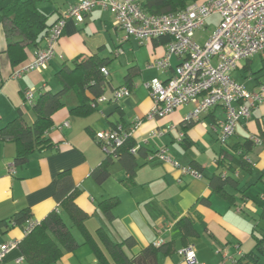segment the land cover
Listing matches in <instances>:
<instances>
[{
    "label": "crops",
    "instance_id": "crops-1",
    "mask_svg": "<svg viewBox=\"0 0 264 264\" xmlns=\"http://www.w3.org/2000/svg\"><path fill=\"white\" fill-rule=\"evenodd\" d=\"M73 2L36 0L38 8L48 16V24ZM207 19L205 27L195 31L196 40L203 36L199 32L206 30ZM45 38L46 35L38 38V47L44 46ZM167 41L165 36L143 43L131 36L124 38V30L115 24L113 12L96 5L80 22L73 17L66 19L54 47V57L44 71H30L13 79L11 72L26 63L34 49L22 44V52L8 48L0 24V127L14 118L19 108L25 121L33 122L32 105L24 102L25 89H34L35 99L41 93L56 92L61 88L56 74L63 66L72 68L75 60L95 54L106 59L108 82L102 99L88 113H77L72 109L79 105V95L73 88L65 90L62 106L51 115L45 133L48 146L34 150L24 164L14 165L18 145L13 140L0 139V221L22 209L32 219L42 220L57 205L54 192L59 173L66 170L70 173L73 201L81 211L83 227L81 230L59 207L78 246L63 253L55 264H120L105 249L100 231L113 242L128 236L135 239L134 244L123 247L129 264H187L177 253L185 245L193 246L195 264H233L227 256L236 257L237 248L242 255L255 251L258 261L264 264V251L256 250L257 237L264 232L261 215L264 201L260 199L264 194V145L252 143L244 154L248 159L244 165L230 162L236 148L258 132L264 117V97L252 109L250 117L241 120L224 145L218 141L219 125L225 117L220 103L203 112L198 120L187 123L183 118L194 108V103L181 105L164 117L147 120L144 117L153 100L144 83L153 77L167 79L179 61L172 56L171 66L162 71L148 66L150 61L163 56ZM236 69L248 81L239 82L233 77L234 80L247 89H255L264 82L261 54L241 60ZM127 84L130 94L118 103L112 101L113 89ZM84 94L89 97L86 91ZM134 118L142 119L132 136L137 144L147 150L165 147L171 158L198 169L202 176L183 174L164 162L145 163L138 156L132 177L128 178L121 165L114 162L109 167V176L99 184L92 171L103 160V153L92 134L117 122L130 124ZM65 121L68 125L60 127ZM152 131L157 134L152 136ZM180 132L183 136L178 139ZM10 165H14L13 175L8 173ZM223 170L233 181L221 189L212 188L210 178ZM109 197L118 198L112 208V219L104 216L99 204ZM182 218H189L194 230L185 237L177 235L175 229ZM23 236L20 226L0 230V244L20 241ZM159 237L163 238V245L154 247L155 255L143 257L144 248L153 246ZM19 256L22 255L17 247L4 256L2 263L16 264ZM20 264H26L25 260Z\"/></svg>",
    "mask_w": 264,
    "mask_h": 264
},
{
    "label": "built area",
    "instance_id": "built-area-1",
    "mask_svg": "<svg viewBox=\"0 0 264 264\" xmlns=\"http://www.w3.org/2000/svg\"><path fill=\"white\" fill-rule=\"evenodd\" d=\"M96 5L113 12L115 24L124 30V38L131 36L140 43L163 36L168 38L163 56L153 59L148 66L162 71L171 66L172 56L179 60L167 79L153 77L144 83L153 100L144 117L147 120L164 117L181 105L194 103V108L183 118L187 123L198 120L203 112L220 103L225 117L219 125L218 140L224 145L241 120L249 118L252 109L262 102L264 82L255 89H247L234 80L231 73L241 60L257 54L264 57V0H200L183 9L165 13L145 11L141 7V0H74L48 28L44 46L36 47L30 59L11 72V78L18 79L30 71H44L54 57V47L62 34L66 19L73 17L80 22ZM213 14L219 16L218 24L201 44L194 37L195 31L204 28L206 19ZM101 70L107 77V70ZM129 94L127 86H119L112 91L111 100L118 103ZM23 96L24 102L32 105L35 90L25 89ZM101 99L102 97L99 98ZM141 122V118H134L127 129L117 125L113 129L95 132V137L102 143L120 144L126 135L134 134ZM67 125L65 121L60 127ZM156 134L155 131L151 132L152 136ZM182 136L183 132H180L178 139ZM250 139L256 144L261 143L256 135H251ZM148 159L168 163L181 173L195 178L202 176L197 169L181 165L171 158L165 147L152 152ZM8 173H15L14 165L8 167ZM225 173L223 170L222 174ZM260 199L264 201V194ZM39 222L40 220L32 218L26 220L23 234ZM163 242V238L159 237L153 245L159 246ZM18 243L17 240H8L0 244V264H3V258L9 251L18 247ZM177 253L187 264L197 263L192 245L178 249ZM236 255L227 258L234 264L242 255L239 248ZM23 261V256L15 260L16 264Z\"/></svg>",
    "mask_w": 264,
    "mask_h": 264
},
{
    "label": "trees",
    "instance_id": "trees-1",
    "mask_svg": "<svg viewBox=\"0 0 264 264\" xmlns=\"http://www.w3.org/2000/svg\"><path fill=\"white\" fill-rule=\"evenodd\" d=\"M197 1L200 0H141V7L149 13H165L183 9L188 4ZM47 17L38 8L36 0H0V24L4 28L8 48L12 47V49L15 48L22 52L23 46L31 45L33 49L38 47V38L45 36L48 28L53 23L48 24ZM13 36H18V38L16 40L12 39ZM105 64L106 59L95 54L81 60H75L72 68L63 66L56 74L61 86L60 90L56 92L47 91L38 95L32 104L34 120L31 124L25 121L23 110L19 108L17 115L0 127V139L13 140L18 145L14 156V165L24 164L34 150L49 145L45 133L51 124V115L62 106L61 98L65 90L73 88L80 97L79 105L72 111L85 114L94 108L99 98L103 95L104 87L108 82L101 70L105 68ZM127 87L130 88L128 84ZM84 91L89 94V97L84 94ZM117 125L127 129L130 124L117 122L109 129H113ZM254 135L258 136L264 145V122L261 123L258 132ZM132 136L126 135L120 144L112 142L107 144L98 141L95 137V132L92 134L94 142L103 153V160L92 171L93 178L99 184L109 176V167L114 162L121 165L128 178L132 177L135 172V168L138 165V156H141L145 163L157 162V160H149L148 157L158 148L147 150L137 144ZM252 143L254 142L248 137L241 146L236 148V154L232 156V161L230 162L244 165L247 162L244 154ZM133 148H135L134 151H132ZM233 163L227 167L231 168ZM188 166L194 168L191 165ZM232 181L233 179L230 176L220 172L213 175L209 183L212 188L221 189L224 184ZM54 198L57 201V208L54 207L46 217L24 234L18 243L19 251L26 264H55L63 253L73 251L78 246L59 212L60 207L62 211L70 216L74 224L76 223L82 230L81 211L73 201V184L69 171L66 170L59 173ZM117 202V197H109L99 203L101 211L108 219L113 218L112 208ZM261 215L264 217V213ZM30 218V214L26 209L18 210L8 219L0 221V230L5 231L12 226H20L23 229L26 220ZM191 224L189 218L180 219L175 224L177 235L185 237L188 234H192L194 230ZM99 236L105 249L116 261L120 264H129L123 253V247L131 246L135 243V239L132 236H128L119 242H113L101 231ZM87 240L86 236L85 241ZM163 243L159 246L153 245L144 248L142 256L151 257L155 255L156 249L154 247H160ZM256 243V250L264 251V232L257 237ZM235 264L262 263L258 261L257 253L251 251L239 256Z\"/></svg>",
    "mask_w": 264,
    "mask_h": 264
},
{
    "label": "rangeland",
    "instance_id": "rangeland-1",
    "mask_svg": "<svg viewBox=\"0 0 264 264\" xmlns=\"http://www.w3.org/2000/svg\"><path fill=\"white\" fill-rule=\"evenodd\" d=\"M189 5V4H188ZM208 24H207V28L206 30H203V31H200L199 33L202 34L203 36L200 38V39H197L201 44H203V42L205 41L206 39V36H207V32H212L215 27L217 26V23L219 21V16L217 14H213L211 15L208 19ZM197 36V35H196ZM242 63V62H241ZM253 65H255L257 63L256 60H254V62L252 61ZM232 77H234L236 80H238L239 82H247L248 79L246 78H242L240 77V74H239V70L238 69H235L232 71ZM219 141V140H218Z\"/></svg>",
    "mask_w": 264,
    "mask_h": 264
}]
</instances>
